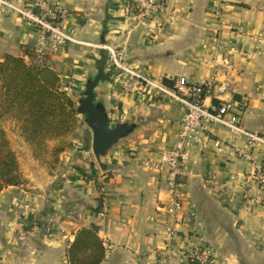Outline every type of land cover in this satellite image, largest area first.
<instances>
[{
	"label": "crops",
	"instance_id": "1",
	"mask_svg": "<svg viewBox=\"0 0 264 264\" xmlns=\"http://www.w3.org/2000/svg\"><path fill=\"white\" fill-rule=\"evenodd\" d=\"M51 1L67 11L63 29L72 42L39 56L34 29L8 17L0 22V61L10 55L52 69L76 108L87 84L99 79L94 105L110 129L125 125L130 131L100 159L108 167L103 171L84 116L78 114L72 134L48 143L41 161L8 122L25 184L0 192V264H68L76 232L91 226L105 248L102 264H188L190 251L200 246L215 250V264H264V207L243 198L246 191L257 194L254 169L219 154L210 141L189 152L179 180V198L196 218L184 220L176 237L165 241L155 207L171 194L164 171L143 163L171 149L184 110L166 99L120 93L116 72H103L107 53L99 48L119 46L128 65L143 66L168 86L177 78L204 84L216 74L217 83L230 86L225 99L240 106L243 128L264 134V0H182L176 22L158 20L135 31L131 0ZM212 103L205 98L206 107ZM210 138L230 141L221 129ZM58 145L68 147L55 159L51 151Z\"/></svg>",
	"mask_w": 264,
	"mask_h": 264
},
{
	"label": "built area",
	"instance_id": "2",
	"mask_svg": "<svg viewBox=\"0 0 264 264\" xmlns=\"http://www.w3.org/2000/svg\"><path fill=\"white\" fill-rule=\"evenodd\" d=\"M182 0H131L133 25L131 30L148 28L158 20L168 23L178 19L176 9ZM67 11L51 0H0V22L8 17L19 19L37 33L39 42L34 53L42 55L47 49L56 52L68 42L70 36L63 29ZM107 53L103 72L112 75L116 72L115 86L124 95H146L166 99L180 105L184 114L177 137L169 150L160 152L157 157L143 163V167L156 171L163 170L165 184L171 198L167 202H157L155 214L161 218V228L165 241L170 242L177 235V227L184 220L196 218L180 200V178L189 152L197 147H206L211 142L219 154L230 159L243 160L252 165V174L257 194L244 192L243 198L255 207H264V134H255L243 128L240 106L226 101L230 91L226 83H217L212 74L204 84H189L185 78L172 80L168 86L164 79H154L147 75L143 66L132 67L123 59V50L117 45L99 47ZM223 68H229L223 61ZM216 88L215 93L212 92ZM212 97L214 103L206 107L205 98ZM225 130L230 141L212 140L217 130ZM243 142V146H238ZM155 222V217L148 218ZM188 264H215L216 252L209 246L193 248L188 255ZM162 264V263H159Z\"/></svg>",
	"mask_w": 264,
	"mask_h": 264
},
{
	"label": "trees",
	"instance_id": "3",
	"mask_svg": "<svg viewBox=\"0 0 264 264\" xmlns=\"http://www.w3.org/2000/svg\"><path fill=\"white\" fill-rule=\"evenodd\" d=\"M78 114L76 104L61 90L59 77L52 69L5 55L0 61V192L25 184L5 124L16 125L34 159L41 161L48 153L49 142L64 139L75 131ZM67 147L53 148L52 157L56 159ZM92 174L88 179H92ZM104 259L105 248L98 228L77 231L67 251L68 264H102Z\"/></svg>",
	"mask_w": 264,
	"mask_h": 264
},
{
	"label": "water",
	"instance_id": "4",
	"mask_svg": "<svg viewBox=\"0 0 264 264\" xmlns=\"http://www.w3.org/2000/svg\"><path fill=\"white\" fill-rule=\"evenodd\" d=\"M99 79L89 82L84 92V99L79 102L77 112L86 118L85 125L92 132V153L101 170L108 167L100 163L107 152L130 131L125 125L116 126L113 129L108 127V121L103 111L94 105L93 90Z\"/></svg>",
	"mask_w": 264,
	"mask_h": 264
},
{
	"label": "rangeland",
	"instance_id": "5",
	"mask_svg": "<svg viewBox=\"0 0 264 264\" xmlns=\"http://www.w3.org/2000/svg\"><path fill=\"white\" fill-rule=\"evenodd\" d=\"M4 130H7V132H8V137L11 138L12 141H13V135L16 136V134L13 133V130H12L11 128H10V129L8 128V123L5 124V126H4ZM5 132H6V131H5ZM6 135H7V133H6ZM8 137H7V138H8ZM8 140H9V139H8ZM9 142H10V141H9ZM15 144H16V142H15ZM45 158H46V156H45L43 159L45 160ZM18 164H19V163H18ZM23 179H24V178H23Z\"/></svg>",
	"mask_w": 264,
	"mask_h": 264
}]
</instances>
